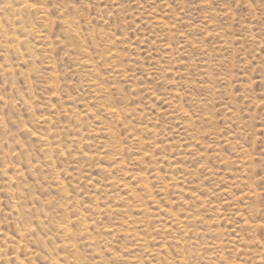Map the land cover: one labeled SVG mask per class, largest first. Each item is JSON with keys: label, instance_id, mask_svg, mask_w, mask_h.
Instances as JSON below:
<instances>
[{"label": "rangeland", "instance_id": "rangeland-1", "mask_svg": "<svg viewBox=\"0 0 264 264\" xmlns=\"http://www.w3.org/2000/svg\"><path fill=\"white\" fill-rule=\"evenodd\" d=\"M21 1L26 60L0 39V264H264V0Z\"/></svg>", "mask_w": 264, "mask_h": 264}, {"label": "bare ground", "instance_id": "bare-ground-1", "mask_svg": "<svg viewBox=\"0 0 264 264\" xmlns=\"http://www.w3.org/2000/svg\"><path fill=\"white\" fill-rule=\"evenodd\" d=\"M0 1H2L1 2V5H0V39L1 40H3V42L6 44V46H5V51L4 52H6L7 54H9V53H14V54H17L18 56H19V61L20 60H22V61H24V60H26V56H25V54L24 53H22V50H21V47H23V45H25V43L24 42H28L26 39H28V36L30 35V33H32V32H30L31 30V26H32V22H30L31 23V25L30 26H28L29 25V22L27 21V19H26V21L24 20L25 19V17L23 16V15H27V14H29L30 12H32V10H37V9H35L36 7L34 6V5H31V3L29 2V4L27 3V2H24V1H21V0H0ZM47 1V0H46ZM51 1V0H50ZM200 2V1H199ZM44 3V2H43ZM39 5V4H38ZM186 7V6H185ZM43 8V7H42ZM183 8V7H182ZM184 9V8H183ZM186 11V10H185ZM41 12V11H40ZM39 12V13H40ZM34 13V12H33ZM36 13V12H35ZM34 13V14H35ZM39 13L37 14V15H39ZM41 13H43V12H41ZM50 13V12H49ZM33 15V14H32ZM36 15V14H35ZM40 15H42V14H40ZM2 16H5V17H7V18H5L6 20H3V18H2ZM12 16H18L19 18H15L13 21H12V19L10 18V17H12ZM24 17V19H23V17ZM29 17H31L30 15H29ZM34 17H36V16H34ZM41 17V16H40ZM74 17V16H73ZM27 18V17H26ZM38 18V17H37ZM70 18V17H69ZM36 19V18H35ZM64 19V18H63ZM32 20V19H31ZM37 20V19H36ZM29 21H30V19H29ZM35 21V20H34ZM183 21V20H182ZM178 22V21H177ZM210 22V21H209ZM34 23V22H33ZM208 23V22H207ZM184 24V23H183ZM10 26L12 27V31H8V29H7V27H9L10 28ZM169 26V25H168ZM42 27V26H41ZM77 27V26H76ZM170 27V26H169ZM37 28V27H36ZM80 28V27H79ZM152 28H153V26H152ZM171 28V27H170ZM35 29V28H34ZM75 32V31H74ZM260 32H262V31H260ZM259 32V33H260ZM41 33V32H40ZM258 33V34H259ZM20 34L23 36V37H21L20 36ZM70 35V34H69ZM249 35V34H248ZM43 36V35H42ZM47 36V35H46ZM44 37V36H43ZM42 37V38H43ZM48 37V36H47ZM70 37H71V35H70ZM69 37V38H70ZM258 37H260V36H258ZM30 38V37H29ZM33 38V37H32ZM48 38H50V37H48ZM54 38V37H53ZM72 39H73V37H71ZM90 38V37H89ZM171 38V37H170ZM174 38V37H173ZM183 38V37H182ZM251 38V37H250ZM262 38V37H261ZM264 38V37H263ZM44 39H45V37H44ZM254 39V38H253ZM42 40V39H41ZM51 40V39H50ZM70 40V39H69ZM183 40H185V39H183ZM187 40V39H186ZM189 40V39H188ZM187 40V41H188ZM256 40V39H255ZM263 40V39H262ZM35 41V40H34ZM74 41V40H73ZM111 41V40H110ZM253 41V40H252ZM251 41V42H252ZM30 42V41H29ZM28 42V43H29ZM69 42V41H68ZM76 42V41H75ZM78 42V41H77ZM84 42V41H83ZM185 42V41H184ZM192 42V41H191ZM241 42H243V41H241ZM250 42V41H249ZM2 43V42H1ZM27 43V44H28ZM34 43V42H33ZM70 43H72L71 41H70ZM108 43V42H107ZM248 43V42H247ZM262 43V42H261ZM149 44V43H148ZM190 44H192V43H190ZM194 44V43H193ZM237 44V43H236ZM253 44V43H252ZM42 45V44H41ZM56 45V44H55ZM68 45V44H67ZM83 45H85V44H83ZM97 45V44H96ZM195 45V44H194ZM243 45V44H242ZM263 45V44H262ZM30 46V45H29ZM252 46V45H251ZM256 46V45H255ZM47 47V46H46ZM97 47V46H96ZM150 45H149V49H150ZM24 48H25V46H24ZM29 48V47H28ZM65 48V47H64ZM76 48V47H75ZM108 48V47H107ZM23 49V48H22ZM30 49V48H29ZM31 49H33V48H31ZM30 49V50H31ZM78 49V48H77ZM95 49V48H94ZM105 49V48H104ZM258 49V48H257ZM28 50V49H27ZM30 50H28V51H30ZM53 50V49H52ZM108 50V49H107ZM110 50V49H109ZM256 50V49H255ZM28 51H27V53H28ZM33 51V50H32ZM103 51V50H102ZM145 51V50H144ZM95 52V51H94ZM110 53V52H109ZM149 53V52H148ZM147 53V54H148ZM6 54V55H7ZM30 54V53H29ZM33 54H34V52H33ZM107 54V53H106ZM114 54V53H113ZM13 55V54H12ZM16 55V56H17ZM31 55V54H30ZM97 55V54H96ZM39 56V55H38ZM99 56V55H98ZM105 56V55H104ZM108 56V55H107ZM116 56H118L117 54H116ZM31 57V56H30ZM33 57V56H32ZM35 57V56H34ZM67 57H69V56H67ZM29 58V57H28ZM100 58V57H99ZM110 58V57H109ZM108 58V59H109ZM123 58V57H122ZM33 59H35V58H33ZM93 59V58H92ZM14 59H12V61H13ZM73 60V59H72ZM89 60V59H88ZM136 60V59H135ZM6 61V60H5ZM30 61H31V59H30ZM82 61V60H81ZM103 62H104V60H102ZM138 61V60H137ZM114 62V61H113ZM112 62V63H113ZM132 62V61H131ZM5 63V62H4ZM23 63V62H22ZM27 63H28V61H27ZM72 63V62H71ZM101 63V62H100ZM140 63V62H139ZM20 64V63H19ZM66 64V63H65ZM86 64V63H85ZM105 64V63H104ZM138 64V63H137ZM112 65V64H111ZM115 65V64H114ZM118 65V64H117ZM8 66V65H7ZM94 66V65H93ZM187 66V65H186ZM5 67V66H4ZM12 67V66H11ZM80 67V66H79ZM89 67V66H88ZM91 67H92V65H91ZM105 67V66H104ZM185 67V66H184ZM13 68V67H12ZM15 68V67H14ZM25 68H26V66H25ZM36 68V67H35ZM97 68H98V66H97ZM110 68V67H109ZM114 68V67H113ZM112 68V69H113ZM187 68H189V67H187ZM24 69V68H23ZM193 69V68H192ZM32 70V69H31ZM139 70V69H138ZM141 70V69H140ZM188 70V69H187ZM186 70V71H187ZM191 70V69H190ZM189 70V71H190ZM3 71V70H2ZM94 71V70H93ZM112 71H114V70H112ZM126 71V70H125ZM10 72H12V71H10ZM110 72V71H109ZM119 72V71H118ZM121 72V71H120ZM22 73H25V72H22ZM133 73V72H132ZM0 74H1V72H0ZM9 74V73H8ZM27 74V73H26ZM93 74H94V72H93ZM99 74H101V72L99 73ZM107 74V73H106ZM128 74V73H127ZM23 75V74H22ZM31 75V74H30ZM110 75V74H109ZM149 75H151V74H149ZM159 75V74H158ZM136 76V75H135ZM26 77V76H25ZM37 77V76H36ZM89 77V76H88ZM108 77V76H107ZM9 78V77H8ZM91 78V77H90ZM113 78H116V77H113ZM130 78V77H129ZM135 78V77H134ZM263 78V77H262ZM96 79V78H95ZM123 79V78H122ZM93 80V79H92ZM103 80H104V78H103ZM102 79H101V81H103ZM113 80V79H112ZM123 81H125V80H123ZM54 82V81H53ZM90 83V82H89ZM129 83V82H128ZM9 84H10V82H9ZM263 84V83H262ZM92 85V84H91ZM96 85V84H95ZM101 85V84H100ZM110 88H112V87H110ZM29 89H30V87H29ZM92 89V88H91ZM90 89V90H91ZM140 89V88H139ZM17 90V89H16ZM58 90V89H57ZM93 90V89H92ZM96 90V89H95ZM102 90H104V88L102 89ZM108 90V89H107ZM110 90V89H109ZM141 90V89H140ZM13 91H15V90H13ZM30 91V90H29ZM28 91V92H29ZM101 91V90H100ZM117 91H119V90H117ZM146 91V90H145ZM150 91V90H149ZM32 92V91H31ZM57 92V91H56ZM19 93V92H18ZM95 93V92H94ZM106 93V92H105ZM108 93V92H107ZM148 93V92H147ZM150 93V92H149ZM2 94V93H1ZM93 94V93H92ZM154 94V93H153ZM153 94H151V95H153ZM101 95V94H100ZM150 95V96H151ZM155 95V94H154ZM8 96V95H7ZM148 96V95H147ZM10 97V96H9ZM31 97H33V96H31ZM2 98V97H1ZM22 98V97H21ZM170 98V97H169ZM17 99V98H16ZM32 99V98H31ZM98 99V98H97ZM112 99V98H111ZM30 100V99H29ZM165 100H167V98L165 99ZM10 101V100H9ZM15 101V100H14ZM52 101V100H51ZM168 101V100H167ZM172 101V100H171ZM98 102H99V100H98ZM1 103H2V101H1ZM9 103V102H8ZM14 103V102H13ZM20 103H21V101H20ZM102 103V102H101ZM114 103V102H113ZM30 104V103H29ZM97 104V103H96ZM104 104V103H103ZM174 104V103H173ZM2 105V104H1ZM9 105V104H8ZM27 105V104H26ZM31 105V104H30ZM5 106V105H4ZM113 106V105H112ZM168 106V105H167ZM205 106V105H204ZM24 107H25V105H24ZM70 106L68 105V108H69ZM87 107V106H86ZM101 107V106H100ZM99 107V108H100ZM2 108V107H1ZM8 108V107H7ZM15 108V107H14ZM113 108V107H112ZM117 108V107H116ZM111 109V108H110ZM167 109V108H166ZM178 109V108H177ZM5 110V109H4ZM101 110V109H100ZM108 110V109H107ZM112 110V109H111ZM172 110V109H171ZM174 110V109H173ZM1 111H2V109H1ZM7 111V110H6ZM32 111V110H31ZM91 111V110H90ZM119 111V110H118ZM176 111V110H175ZM105 112V111H104ZM108 112H111V111H108ZM126 112V111H125ZM127 112H128V110H127ZM167 112V111H166ZM99 113V112H98ZM112 113V112H111ZM111 113H109V114H111ZM116 112H114L113 114H115ZM129 113H130V111H129ZM160 113V112H159ZM170 113V112H169ZM178 113V112H177ZM183 113V112H182ZM32 114V113H31ZM112 114V115H113ZM187 114V113H186ZM0 115H2V114H0ZM33 115H35V114H33ZM78 115V114H77ZM83 115V114H82ZM87 115V114H86ZM91 115V114H90ZM117 115V113L115 114V115H113V116H116ZM171 114H169V116H170ZM182 115V114H181ZM98 116V115H97ZM108 116V115H107ZM110 116V115H109ZM188 116V115H187ZM70 117V116H69ZM74 117V116H73ZM79 117V116H78ZM93 117V116H92ZM116 117H118V116H116ZM126 117V116H125ZM166 117V116H165ZM175 117H176V115H175ZM179 117V116H178ZM182 117V116H181ZM184 117V116H183ZM1 118V117H0ZM36 118V117H35ZM84 118V117H83ZM108 118V117H107ZM91 119V118H90ZM179 118H177V120H178ZM186 119H188V118H186ZM208 119V118H207ZM206 119V121H210V120H207ZM2 120V119H1ZM0 120V121H1ZM93 120V119H92ZM123 120V119H122ZM201 120H202V118H201ZM4 121V120H3ZM42 121V120H41ZM71 121V120H70ZM119 121V120H118ZM173 121H175V119L173 120ZM199 121V120H198ZM37 122V121H36ZM43 122V121H42ZM76 122V121H75ZM74 122V123H75ZM78 122V121H77ZM100 122V121H99ZM121 122V121H120ZM197 122V121H196ZM72 123V122H71ZM43 124V123H42ZM79 124H80V122H79ZM85 124V123H84ZM150 124V123H149ZM155 124V123H154ZM12 125V124H11ZM69 125V124H68ZM72 125V124H71ZM76 125V124H75ZM107 125V124H106ZM120 125V124H119ZM124 125H125V122H124ZM147 125V124H146ZM179 125V124H178ZM141 126V125H140ZM148 126V125H147ZM146 126V127H147ZM2 127V126H1ZM0 127V128H1ZM11 127V126H10ZM13 127V126H12ZM22 127V126H21ZM91 127V126H90ZM105 127V126H104ZM139 127V126H138ZM151 127V126H150ZM154 127V126H153ZM156 127V126H155ZM181 127V126H180ZM64 128V127H63ZM77 128V127H76ZM92 128V127H91ZM141 128V127H140ZM187 128V127H186ZM7 129V128H6ZM43 129V128H42ZM57 129H59V128H57ZM82 129V128H81ZM100 129V128H99ZM108 129V128H107ZM114 129V128H113ZM127 129H128V127H127ZM129 129H130V127H129ZM149 129V128H148ZM188 129V128H187ZM45 130V129H44ZM60 130V129H59ZM61 130H63L62 128H61ZM77 130H78V128H77ZM91 130V129H90ZM89 130V131H90ZM93 130V129H92ZM150 130V129H149ZM182 130V129H181ZM9 131V130H8ZM13 131V130H12ZM71 131V130H70ZM69 131V132H70ZM21 132V131H20ZM54 133H55V131H53ZM62 132V131H61ZM60 132V133H61ZM80 132V131H79ZM132 132H134V131H132ZM138 132H139V130H138ZM143 132V131H142ZM152 132V131H151ZM157 132V131H156ZM189 132V131H188ZM25 133V132H24ZM57 133V132H56ZM63 133V132H62ZM91 133V132H90ZM111 133V132H110ZM114 133V132H113ZM186 133V132H185ZM9 134H10V132H9ZM69 134H71V133H69ZM101 134V133H100ZM140 134V133H139ZM143 134V133H142ZM145 134V133H144ZM53 135V134H52ZM60 135V134H59ZM78 135V134H77ZM109 135V134H108ZM136 135V134H135ZM134 135V136H135ZM157 135V134H156ZM212 135V134H211ZM217 135V134H216ZM13 136V135H12ZM31 136V135H30ZM54 136H55V134H54ZM57 136V135H56ZM92 136V135H91ZM113 136V135H112ZM153 136V135H152ZM206 136V135H205ZM52 137V136H51ZM51 137L49 136V135H45V134H43L42 136H38V139L37 140H39L44 146H50V139H51ZM74 137V136H73ZM78 137H79V135H78ZM102 137V136H101ZM117 137V136H116ZM151 136H149V138H150ZM156 137V136H155ZM212 137V136H211ZM35 138V137H34ZM55 138V137H54ZM135 138V137H134ZM153 138V137H152ZM191 138V137H190ZM196 138V137H195ZM208 138V137H207ZM215 138V137H214ZM217 138V137H216ZM21 139V138H20ZM31 139V138H30ZM36 139V138H35ZM53 139V138H52ZM51 139V140H52ZM90 139V138H89ZM142 139V138H141ZM140 139V140H141ZM144 139V138H143ZM6 140V139H5ZM64 140V139H63ZM72 140V139H71ZM84 140H85V138H84ZM185 140V139H184ZM193 140V139H192ZM197 140V139H196ZM204 140V139H203ZM54 141V140H53ZM65 141V140H64ZM75 141V140H74ZM91 141V140H90ZM113 141H116V140H113ZM149 141V140H148ZM190 141V140H189ZM201 141V140H200ZM230 141V140H229ZM3 142H4V140H3ZM39 142V143H40ZM73 142V141H72ZM145 142V141H144ZM144 142H142V143H144ZM158 142V141H157ZM188 142V141H187ZM194 142V141H193ZM235 142V141H234ZM7 143V142H6ZM87 143V142H86ZM95 143V142H94ZM141 143V144H142ZM151 143V142H150ZM200 143V142H199ZM220 143V142H219ZM227 143V142H226ZM5 144V143H4ZM13 144V143H12ZM71 144V143H70ZM91 144V143H90ZM104 144V143H103ZM113 144V143H112ZM163 144V143H162ZM184 144V143H183ZM197 144V143H196ZM15 145V144H14ZM97 145H98V143H97ZM136 145V144H135ZM144 145V144H143ZM164 145H166V144H164ZM230 145V144H229ZM43 146V147H44ZM52 146V145H51ZM89 145H87V147H88ZM109 146V145H108ZM112 146V145H111ZM115 146V145H114ZM140 146V145H139ZM160 146V145H159ZM185 146H187V145H185ZM200 146V145H199ZM247 146V145H246ZM45 147V148H46ZM81 147V146H80ZM138 147V146H137ZM1 148V147H0ZM9 148V147H8ZM7 148V149H8ZM66 148V147H65ZM79 148V147H78ZM108 149H109V147H107ZM141 148V147H140ZM151 148V147H150ZM160 148V147H159ZM245 148V147H244ZM98 149V148H97ZM194 149V148H193ZM5 150H6V148H5ZM46 150V149H45ZM77 150V149H76ZM104 150V149H103ZM116 150V149H115ZM118 150V149H117ZM116 150V151H117ZM165 150V149H164ZM196 150V149H195ZM84 151V150H83ZM89 151H91V149L89 150ZM109 151V150H108ZM160 151V150H159ZM162 151H163V149H162ZM194 151V150H193ZM67 152V151H66ZM74 152V151H73ZM98 152V151H97ZM119 152H121V151H119ZM123 152V151H122ZM152 152V151H151ZM165 152V151H164ZM189 152V151H188ZM197 151H195L194 153H196ZM242 152H243V150H242ZM77 153V152H76ZM75 153V155H77ZM70 154V153H69ZM79 154V153H78ZM98 154V153H97ZM157 154V153H156ZM188 154V153H187ZM197 154V153H196ZM249 154V153H248ZM48 155V154H47ZM51 155V154H50ZM71 155H72V153H71ZM117 155V154H116ZM140 155V154H139ZM148 156H149V154H147ZM69 156V155H68ZM67 156V157H68ZM107 156H110V155H107ZM141 156V155H140ZM146 156V155H145ZM152 156V155H151ZM192 156H194V155H192ZM248 156V155H247ZM25 157V156H24ZM52 157V156H51ZM136 157H137V155H136ZM241 157V156H240ZM246 157V156H245ZM26 158V157H25ZM111 158V157H110ZM142 158V157H141ZM150 158V157H149ZM162 158V157H161ZM167 158V157H166ZM28 159V158H27ZM65 159V158H64ZM116 159H117V156H116ZM154 159V158H153ZM249 159V158H248ZM48 160V159H47ZM141 160H143V159H141ZM145 160V159H144ZM143 160V161H144ZM149 160H151V159H149ZM161 160V159H160ZM173 160V159H172ZM25 161H27V160H25ZM64 161V160H63ZM155 160H153V162H154ZM164 161V160H163ZM166 161V160H165ZM28 162V161H27ZM26 162V163H27ZM48 162V161H47ZM117 162V161H116ZM115 162V163H116ZM152 162V161H151ZM157 162V161H156ZM173 162V161H172ZM251 162V161H250ZM142 163V162H141ZM144 163V162H143ZM146 163V162H145ZM253 163H254V161H253ZM47 164H50L49 162L47 163ZM147 164V163H146ZM152 164V163H151ZM154 164H155V162H154ZM247 164V163H246ZM249 164V163H248ZM165 165V164H164ZM122 166V165H121ZM145 166V165H144ZM158 166V165H157ZM162 166V165H161ZM59 167V166H58ZM124 167H125V165H124ZM152 167V166H151ZM159 167H160V165H159ZM244 167V166H243ZM256 167V166H255ZM120 168H122V167H120ZM155 168V167H154ZM175 168V167H174ZM61 169V168H60ZM68 169V168H67ZM126 169V168H125ZM262 169V168H261ZM132 170V169H131ZM131 170L129 171L130 173H131ZM156 170V169H155ZM178 170V169H177ZM264 170V169H263ZM125 171V170H124ZM183 171V170H182ZM60 172V171H59ZM134 172V171H133ZM175 172V171H174ZM124 173V172H123ZM122 173V174H123ZM128 173V172H127ZM158 173V172H157ZM56 174V173H55ZM132 174H134V173H132ZM155 174V173H154ZM186 174V173H185ZM124 175V174H123ZM159 175V174H158ZM176 175V174H175ZM263 175V174H262ZM130 176H131V174H130ZM137 176V175H136ZM177 176H178V174H177ZM70 177V176H69ZM129 177V176H128ZM146 177V176H145ZM149 177V176H148ZM155 177V176H154ZM180 177V176H179ZM181 177H183V176H181ZM259 178V177H258ZM121 179V178H120ZM125 179V178H124ZM130 179H131V177H130ZM134 179V178H133ZM154 179V178H153ZM152 179V180H153ZM156 179V178H155ZM158 179V178H157ZM163 179H165V178H163ZM178 179V178H177ZM188 179V178H187ZM14 180L16 181V179L14 178V177H8L7 179H6V181H7V183H9L10 185H13V183H14ZM60 180H62V179H60ZM170 180V179H169ZM173 180V179H172ZM180 180V179H179ZM254 180H256V179H254ZM263 180V179H262ZM122 181V180H121ZM130 181V180H129ZM134 181V180H133ZM136 181V180H135ZM145 181V180H144ZM166 181V180H165ZM176 181V180H175ZM186 181V180H185ZM57 182V181H56ZM118 182V181H117ZM140 182V181H139ZM153 182V181H152ZM167 182V181H166ZM177 182H178V180H177ZM54 184H55V182H53ZM135 183V182H134ZM137 183V182H136ZM175 183V182H174ZM263 183V182H262ZM52 184V183H51ZM123 184H125V183H123ZM140 184V183H139ZM138 184V185H139ZM143 184V183H142ZM170 184V183H169ZM164 185V183L161 185V186H163ZM264 185V184H263ZM53 186V185H52ZM115 186H117V184L115 185ZM121 186H122V184H121ZM128 186V185H127ZM132 186H134V185H132ZM140 186H141V184H140ZM175 186H177L176 184H175ZM262 186V185H261ZM57 187V186H56ZM118 187H120V186H118ZM124 187H126V186H124ZM137 187H139V186H137ZM142 187H143V185H142ZM166 187H167V185H166ZM182 187H183V185H182ZM191 187V186H190ZM110 188V187H109ZM112 188V187H111ZM110 188V189H111ZM144 188V187H143ZM176 188V187H175ZM253 188V187H252ZM102 189V188H101ZM112 189H114V188H112ZM119 189V188H118ZM162 189H163V187H162ZM174 189V188H173ZM179 189V188H178ZM187 189H188V187H187ZM22 190V189H21ZM51 190V189H50ZM55 190V189H54ZM61 190H62V188H61ZM105 191H106V189H104ZM117 190V189H116ZM141 190V189H140ZM145 190V189H144ZM172 190V189H171ZM171 190H169V191H171ZM176 190V189H175ZM202 190V189H201ZM261 190V189H260ZM100 191H102V190H100ZM125 191V190H124ZM131 191V190H130ZM179 191V190H178ZM177 191V193H179ZM255 191V190H254ZM62 192V191H61ZM107 192V191H106ZM112 192H113V190H112ZM125 192H127V191H125ZM143 192V191H142ZM162 192V191H161ZM19 193H21V192H18V194ZM98 193V192H97ZM102 193V192H101ZM117 193V192H116ZM128 193V192H127ZM144 193V192H143ZM164 193V192H163ZM176 193V194H177ZM184 193V192H183ZM194 193V192H193ZM256 193V192H255ZM60 194V193H59ZM66 194V193H65ZM95 194V193H94ZM118 194V193H117ZM165 194V193H164ZM179 194H181V193H179ZM189 194V193H188ZM247 194H248V191H247ZM15 195V194H14ZM92 195V194H91ZM107 195V194H106ZM113 195V194H112ZM122 195V194H121ZM146 195V194H145ZM192 195V194H191ZM58 196V195H57ZM132 196V195H131ZM171 196V195H170ZM198 196V195H197ZM263 196V195H262ZM91 197V196H90ZM89 197V198H90ZM104 197V196H103ZM114 197H115V195H114ZM126 197V196H125ZM137 197V196H136ZM140 197V196H139ZM164 197H166V196H164ZM172 197H174L173 195H172ZM178 197V196H177ZM185 197H186V195H185ZM244 198H245V196H243ZM92 198V197H91ZM94 198V197H93ZM96 198V197H95ZM131 198V197H130ZM143 198V197H142ZM141 198V199H142ZM249 198V197H248ZM111 199H112V197H111ZM134 199V198H133ZM137 199V198H136ZM140 199V200H141ZM192 199H193V197H192ZM200 199V198H199ZM97 200V199H96ZM177 200V199H176ZM194 200V199H193ZM124 201V200H123ZM143 201V200H142ZM147 201H148V199H147ZM154 201V200H153ZM179 201V200H178ZM119 202V201H118ZM118 202H117V204H118ZM129 202V201H128ZM141 202V201H140ZM139 202V203H140ZM167 202V201H166ZM180 202V201H179ZM105 203L106 202H104V205H105ZM108 203V202H107ZM122 203V202H121ZM143 203V202H142ZM148 203V202H147ZM154 203V202H153ZM183 203V202H182ZM187 203V202H186ZM91 204H92V202H91ZM94 204V203H93ZM92 204V205H93ZM101 204H103L102 202H101ZM127 204H129V203H127ZM181 204V203H180ZM188 204V203H187ZM201 204H202V202H201ZM251 204H252V202H251ZM17 205H18V203L14 206V208L16 209L17 208ZM21 205V204H20ZM85 205V204H84ZM95 205V204H94ZM122 205V204H121ZM141 205V204H140ZM148 205H149V203H148ZM159 205V204H158ZM158 205H156V206H158ZM170 205V204H169ZM177 205V204H176ZM204 205V204H203ZM19 206V205H18ZM90 206V205H89ZM130 206V205H129ZM129 206H128V208H129ZM153 206V205H152ZM185 206V205H184ZM227 206V205H226ZM90 207H92V206H90ZM131 207V206H130ZM199 207V206H198ZM205 207V206H204ZM230 207V206H229ZM93 208V207H92ZM95 208H97V207H95ZM146 208V207H145ZM173 208V207H172ZM81 209V208H80ZM171 209V208H170ZM117 210V209H116ZM130 210H132V209H130ZM136 210H138V209H136ZM169 210V209H168ZM70 211H71V209H70ZM86 211H87V209H86ZM126 211V210H125ZM165 211V210H164ZM140 212V211H139ZM198 212V211H197ZM159 213V212H158ZM168 213H169V211H168ZM167 213V214H168ZM135 214V213H134ZM149 214V213H148ZM147 214V215H148ZM156 214V213H155ZM165 214V213H164ZM113 215V214H112ZM136 215V214H135ZM141 215V214H140ZM190 215V214H189ZM163 216V215H162ZM167 216V215H166ZM193 216V215H192ZM191 216V217H192ZM121 217V216H120ZM132 217V216H131ZM145 217V216H144ZM196 217V216H195ZM202 217V216H201ZM163 218V217H162ZM173 218H175V216L173 217ZM185 218V217H184ZM158 219V218H157ZM160 219V218H159ZM139 220V219H138ZM156 220V219H155ZM161 220V219H160ZM164 220V219H163ZM169 220H171V219H169ZM180 220V219H179ZM190 220V219H189ZM205 220V219H204ZM131 221V220H130ZM146 221V220H145ZM172 221V220H171ZM186 221V220H185ZM194 221V220H193ZM39 222H41V221H39ZM142 222V221H141ZM151 222V221H150ZM156 222H157V220H156ZM174 222H177V221H175L174 220ZM127 223V222H126ZM162 223V222H161ZM180 223V222H179ZM41 224V223H40ZM39 224V225H40ZM133 224V223H132ZM143 224H146V223H143ZM158 224V223H157ZM156 224V225H157ZM170 224V223H169ZM195 224V223H194ZM244 224V223H243ZM153 225V224H152ZM183 225V224H182ZM181 225V226H182ZM192 225H193V223H192ZM199 225V224H198ZM32 226V225H31ZM87 226V225H86ZM139 226V225H138ZM175 226H176V223H175ZM178 226V225H177ZM180 226V225H179ZM201 226V225H200ZM259 226V225H258ZM29 227V226H28ZM33 227V226H32ZM60 227H61V229H63L64 230V232L65 233H69V232H71V229L69 230V225H68V227H67V224L65 225V224H63L62 226L60 225ZM157 227V226H156ZM135 228H137V227H135ZM144 228V227H143ZM150 228V227H149ZM148 228V229H149ZM159 228V227H158ZM172 228V227H171ZM175 228V227H174ZM180 228V227H179ZM182 228V227H181ZM194 228V227H193ZM248 228V227H247ZM88 228H86V230H87ZM147 229V228H146ZM155 229V228H154ZM163 229V228H162ZM176 229V228H175ZM198 229V228H197ZM256 229V228H255ZM259 229V228H258ZM257 229V230H258ZM29 230H30V228H29ZM159 230V229H158ZM180 230H182V229H180ZM194 230V229H193ZM27 231V230H26ZM146 231V230H145ZM160 231V230H159ZM172 231V230H171ZM202 231V230H201ZM32 232V231H31ZM169 232V231H168ZM174 232H175V230H174ZM184 232V231H183ZM216 232H217V230H216ZM28 233V232H27ZM30 233V232H29ZM150 233V232H149ZM169 233H171V232H169ZM201 233V232H200ZM130 234V233H129ZM172 234H173V232H172ZM184 234V233H183ZM194 234V233H193ZM218 234H220V232L218 233ZM2 235V234H1ZM24 235V234H23ZM23 235H22V237H23ZM30 235H31V233H30ZM187 235V234H186ZM191 235V234H190ZM202 235V234H201ZM135 236V235H134ZM151 236V235H150ZM166 236V235H165ZM188 236V235H187ZM195 236V235H194ZM193 236V237H194ZM204 235H202V237H203ZM21 237V238H22ZM26 237L27 236H25V238L24 239H26ZM133 237V236H132ZM138 237V236H137ZM180 237V236H179ZM185 237V236H184ZM205 237V236H204ZM241 237V236H240ZM68 238V237H67ZM136 238V237H135ZM138 238H140V237H138ZM154 238V237H153ZM23 239V240H24ZM164 239V238H163ZM165 239H167V238H165ZM175 239V238H174ZM179 239V238H178ZM87 240H89L88 238H87ZM136 240V239H135ZM139 240V239H138ZM161 240V239H160ZM159 240V241H160ZM186 240V239H185ZM190 240V239H189ZM197 240V239H196ZM244 239H242V241H243ZM90 241V240H89ZM144 241V240H143ZM234 241V240H233ZM232 241V242H233ZM236 241V240H235ZM136 242H137V240H136ZM162 242H163V240H162ZM169 242H171V241H169ZM177 242V241H176ZM237 242V241H236ZM40 243V242H39ZM178 243V242H177ZM215 243V242H214ZM44 244V243H43ZM92 244L93 243H91V242H88V245L91 247L92 246ZM142 244V243H141ZM145 244V243H144ZM160 244V243H159ZM170 244V243H169ZM185 244V243H184ZM216 244V243H215ZM218 244V243H217ZM237 244V243H236ZM259 244V243H258ZM87 245V244H86ZM168 245V244H167ZM173 245H175V244H173ZM182 245V244H181ZM186 245V244H185ZM210 245V244H209ZM221 245V244H220ZM243 245V244H242ZM261 245V244H260ZM44 246V245H43ZM142 246V245H141ZM146 246V245H145ZM163 246V245H162ZM169 246V245H168ZM184 246V245H183ZM211 246V245H210ZM212 246H214V245H212ZM63 247L65 248V247H68V248H75L76 247V244H74V242L73 241H67V242H63ZM138 248H140V247H138ZM159 249V248H158ZM201 249V248H200ZM217 249V248H216ZM222 249V248H221ZM224 249V248H223ZM137 250V249H136ZM179 250V249H178ZM140 251V250H139ZM144 251V250H143ZM215 251V250H214ZM217 251V250H216ZM137 252V251H136ZM167 252H169V251H167ZM178 252V251H177ZM182 252V251H181ZM201 252H202V250H201ZM148 253V252H147ZM164 253V252H163ZM196 253V252H195ZM216 253V252H215ZM143 254V253H142ZM153 254V253H152ZM165 254V253H164ZM169 253H167V255H168ZM190 254V253H189ZM189 254H186V256H183V258L178 262L179 264H183V263H186V261L188 260V259H190L191 257H190V255ZM155 255V254H154ZM156 255H157V253H156ZM215 255V254H214ZM147 256H148V254H147ZM213 256V255H212ZM19 257V256H18ZM149 257V256H148ZM158 257V256H157ZM196 257H197V255H196ZM154 258V257H153ZM213 258V257H212ZM156 259V258H155ZM164 259H166V258H164ZM176 259V258H175ZM179 259V258H178ZM193 259V258H192ZM199 259V258H198ZM149 260V259H148ZM159 260V259H158ZM172 260V259H171ZM194 260V259H193ZM202 260V259H201ZM52 261H54V262H57V260H55V259H53ZM74 261V260H73ZM140 261V260H139ZM165 261H167V260H165ZM192 261V260H191ZM53 262V263H54ZM161 262V261H160ZM198 262V261H197ZM204 262V261H203ZM211 262V261H210ZM164 263V262H163ZM167 263H168V261H167ZM172 263V262H171ZM189 262H187L186 264H188ZM209 263V262H208ZM222 263V262H221ZM18 264H20V263H18ZM22 264V263H21ZM169 264V263H168ZM177 264V263H176ZM197 264V263H196ZM215 264V263H214Z\"/></svg>", "mask_w": 264, "mask_h": 264}, {"label": "snow or ice", "instance_id": "snow-or-ice-1", "mask_svg": "<svg viewBox=\"0 0 264 264\" xmlns=\"http://www.w3.org/2000/svg\"><path fill=\"white\" fill-rule=\"evenodd\" d=\"M9 264H16V261H15V260H10V261H9ZM22 264H23V262H22ZM29 264H32V262L29 261Z\"/></svg>", "mask_w": 264, "mask_h": 264}]
</instances>
